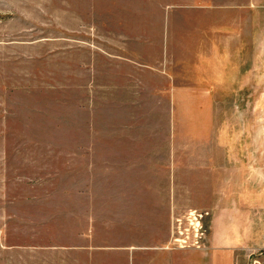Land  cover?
<instances>
[{"label": "rangeland", "instance_id": "1", "mask_svg": "<svg viewBox=\"0 0 264 264\" xmlns=\"http://www.w3.org/2000/svg\"><path fill=\"white\" fill-rule=\"evenodd\" d=\"M248 1L0 0V264H133L150 242L195 259L212 212L160 187L196 161L251 173L237 254L259 264L264 0ZM224 46L240 48L247 84L213 100L208 82L200 100L197 77Z\"/></svg>", "mask_w": 264, "mask_h": 264}, {"label": "crops", "instance_id": "2", "mask_svg": "<svg viewBox=\"0 0 264 264\" xmlns=\"http://www.w3.org/2000/svg\"><path fill=\"white\" fill-rule=\"evenodd\" d=\"M260 3L249 0L243 5L253 7ZM212 37L222 36L221 30L215 29L209 34ZM208 36V37H209ZM224 36L235 38H246L244 30H235L225 33ZM240 48H231L229 46L220 47L213 52V56L218 60V66L213 69L209 76L200 74L197 79V86L200 96H209V88L206 87L210 82L213 87L214 98L220 97L222 87H237L242 84H247L246 76L242 77L241 70L244 68L238 67L240 63L241 51ZM225 55V60H220L221 55ZM209 73V72H208ZM243 80V81H241ZM229 88V91L231 89ZM209 91V92H208ZM220 99V98H219ZM197 164H184L188 170L189 177L185 175H175V185L169 187H160V191L168 198L169 194H174L175 203L178 207H193L207 209L212 212L209 234V248L207 252L197 253L195 259L190 260L189 254L185 251H169L166 252L154 246V243L138 244V251L134 252L133 264H246L237 254L239 246L245 244L240 236L243 226H246L247 216L246 209L248 198L251 197V173L247 181L246 167L241 168L243 173L236 175V171L232 169L235 164L232 161H196ZM194 163V162H192ZM196 170L197 176L191 175V172ZM201 175V176H200ZM193 176V177H192ZM163 188V189H162ZM157 189V188H156ZM170 202V201H169ZM168 202V204H169ZM165 209H168L166 201L162 203ZM225 204L228 205V210L223 211ZM167 212V210H166ZM169 213V211H168ZM167 213V214H168ZM168 217V216H167ZM137 246V245H136ZM144 246V248H142ZM228 247L229 253L222 254L219 251ZM251 262L257 261L259 264H264V253L258 255H250ZM248 264V263H247Z\"/></svg>", "mask_w": 264, "mask_h": 264}, {"label": "built area", "instance_id": "3", "mask_svg": "<svg viewBox=\"0 0 264 264\" xmlns=\"http://www.w3.org/2000/svg\"><path fill=\"white\" fill-rule=\"evenodd\" d=\"M191 215H192L194 221H196L197 218H202V217H203L202 214H195L194 212H192ZM197 229H198V228H195V229H194L195 237H198V230H197ZM186 231L188 232V230H186ZM181 235H183V233H181ZM185 236L187 237V236H188V233L185 232ZM197 239H199V237H198ZM176 241H177V240H176ZM179 243H180V242H179ZM186 243H187V238H186V239L184 238V239L181 241L180 247H181V248L186 247V246H185ZM195 244L198 245V241H196ZM253 264H256V262L253 263Z\"/></svg>", "mask_w": 264, "mask_h": 264}]
</instances>
